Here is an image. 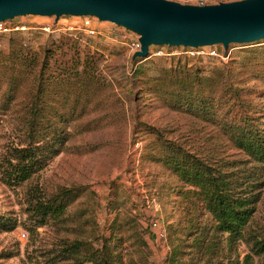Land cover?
Segmentation results:
<instances>
[{
    "label": "rangeland",
    "instance_id": "rangeland-1",
    "mask_svg": "<svg viewBox=\"0 0 264 264\" xmlns=\"http://www.w3.org/2000/svg\"><path fill=\"white\" fill-rule=\"evenodd\" d=\"M18 18L30 24L49 20ZM163 46L152 45L151 50ZM205 47L219 55L153 56L136 63L124 46L80 30L74 35L31 30L0 37V59L7 61L14 49L36 58L25 72L13 61L0 64V156L7 144L25 138L37 105L44 107L45 121L57 122L68 134L62 151L23 185L12 188L0 179V214L20 221L14 231H0V264L44 263V251L53 245L75 239L99 245L112 233L122 242L121 264H172L173 256L184 264H264V254L245 263L247 244H228L225 235L216 233L209 213L197 208L193 196L183 194L187 186L160 158L168 139L214 165L233 167L231 171L259 165L234 146L222 124L245 113H259L264 122V39L232 43L226 49L222 44ZM195 75L215 80L214 86L207 81L200 85L214 92L222 107L216 118L175 104L179 86L174 83ZM56 109L66 117L64 122L53 115ZM257 178L251 181L263 184L247 227L251 235L264 230V168ZM39 190L50 197L72 190L75 196L62 216L30 231L25 201ZM154 217L166 228L163 244L154 238Z\"/></svg>",
    "mask_w": 264,
    "mask_h": 264
},
{
    "label": "trees",
    "instance_id": "trees-1",
    "mask_svg": "<svg viewBox=\"0 0 264 264\" xmlns=\"http://www.w3.org/2000/svg\"><path fill=\"white\" fill-rule=\"evenodd\" d=\"M66 35H74V33L66 32ZM11 53L7 61L0 59V64L13 61L14 65L19 64L20 72H25L31 70L36 63V58L24 54L22 49H14ZM139 60L141 59L134 61L137 63ZM205 81L209 82L210 86L215 85V80L212 78H201L197 75L189 76L185 81H176L174 84L179 87L175 104L181 109L189 110L205 118H216L222 107L213 99L214 92L211 93L200 85ZM15 91L16 89H13L11 96L15 94ZM38 92L41 99L44 90L40 88ZM10 98L13 99V97ZM43 110L42 104L32 108L27 121L25 138L7 144L1 153L0 179L12 188L23 185L44 169L49 161L62 151L67 141L68 134L59 128L57 122L51 119L45 121L47 117L42 115ZM260 112L264 113V109ZM53 115L58 117L60 122L66 120V117L57 109ZM261 118L259 113L256 115L245 113L237 119L225 120L222 124L234 146L249 156L252 162L259 164L254 165L253 168H257L254 172L241 176L240 171L253 170V168L231 171L233 167L228 168L225 164L214 165L191 153L181 144L168 139L162 143L163 149L160 155L163 163L169 166L187 186L183 194L193 196L197 208H204L209 213L213 222L212 229L216 233L225 235L228 244L238 240L247 244L250 253L246 254L245 263L254 256L264 254V230L258 234L247 233V227L260 200L259 190L263 184L251 181V179H258V171L264 168V122ZM242 177L245 180L240 181ZM74 196L72 190H65L60 196L51 197L42 193L41 190L33 192L25 201L28 214L26 228L34 231L46 226L50 220L58 219L66 212L67 204ZM19 226L20 221L16 217L0 214V231H14ZM114 236L117 235L112 233L108 237H102V243L99 245L85 239L67 241L55 247L53 245L44 251V263L43 261L37 263L121 264L123 254L119 251V247L122 242ZM210 242L213 243V239H210ZM199 247L201 248L200 243ZM171 263L184 264L177 256L171 257Z\"/></svg>",
    "mask_w": 264,
    "mask_h": 264
},
{
    "label": "water",
    "instance_id": "water-1",
    "mask_svg": "<svg viewBox=\"0 0 264 264\" xmlns=\"http://www.w3.org/2000/svg\"><path fill=\"white\" fill-rule=\"evenodd\" d=\"M95 16L139 35L146 58L152 45L200 47L264 39V0L183 4L174 0H0V21L19 16Z\"/></svg>",
    "mask_w": 264,
    "mask_h": 264
},
{
    "label": "built area",
    "instance_id": "built-area-1",
    "mask_svg": "<svg viewBox=\"0 0 264 264\" xmlns=\"http://www.w3.org/2000/svg\"><path fill=\"white\" fill-rule=\"evenodd\" d=\"M196 4L205 5L208 4V2L206 0H196ZM43 17L48 18L49 20L30 24L25 21H20L18 17H15L13 19L0 21V37L15 36L20 35L21 33L31 34V30H38L45 34H53L57 32L74 33V31L80 30L86 32L90 36L100 38L107 44L115 43L124 46L127 48V55L132 62L135 60L133 59L134 53L141 49V42L138 34L111 21H101L97 17L89 15H64L60 18H56V16H54L55 18L52 16ZM174 48H176V51L173 50ZM205 48V46L169 47L165 45L151 50L150 47L148 57L139 59L146 60L153 56H174L181 54H185L191 58H202L207 56L214 57L219 55L216 50L213 49L207 51ZM152 228L154 231V238L163 244L167 238V231L158 218H153ZM21 235L26 237L25 232H22Z\"/></svg>",
    "mask_w": 264,
    "mask_h": 264
},
{
    "label": "crops",
    "instance_id": "crops-1",
    "mask_svg": "<svg viewBox=\"0 0 264 264\" xmlns=\"http://www.w3.org/2000/svg\"><path fill=\"white\" fill-rule=\"evenodd\" d=\"M118 45H120V44H118Z\"/></svg>",
    "mask_w": 264,
    "mask_h": 264
}]
</instances>
